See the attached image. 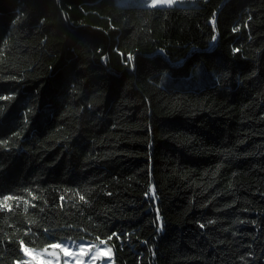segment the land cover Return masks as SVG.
<instances>
[{
	"label": "trees",
	"instance_id": "obj_1",
	"mask_svg": "<svg viewBox=\"0 0 264 264\" xmlns=\"http://www.w3.org/2000/svg\"><path fill=\"white\" fill-rule=\"evenodd\" d=\"M59 199L149 264H264V0H0V264Z\"/></svg>",
	"mask_w": 264,
	"mask_h": 264
},
{
	"label": "rangeland",
	"instance_id": "obj_2",
	"mask_svg": "<svg viewBox=\"0 0 264 264\" xmlns=\"http://www.w3.org/2000/svg\"><path fill=\"white\" fill-rule=\"evenodd\" d=\"M121 3L152 6L191 5L196 0H119ZM46 208L41 220L31 226L22 243L31 252L23 260L32 264H149L146 239L151 231L107 234L87 216L86 208L71 201L59 199ZM112 237L109 239V237ZM101 240L105 243H101ZM61 243L67 250L53 249L51 244ZM83 245L87 255L80 251ZM47 249V252H45ZM111 249V252H108ZM75 252V256L72 253ZM93 257H96L93 259Z\"/></svg>",
	"mask_w": 264,
	"mask_h": 264
},
{
	"label": "snow or ice",
	"instance_id": "obj_3",
	"mask_svg": "<svg viewBox=\"0 0 264 264\" xmlns=\"http://www.w3.org/2000/svg\"><path fill=\"white\" fill-rule=\"evenodd\" d=\"M169 2H170V0H169ZM153 3H155V0H153ZM148 6H152V4H149ZM213 39H215V37ZM131 59H132V57L129 56L128 60L130 61ZM5 199H9V197H5ZM112 235L116 236V238H119L118 234L113 233ZM111 238L112 237L110 236L109 239H111ZM101 243L103 244V243H105V241L101 240ZM50 247L53 248V249L59 248L61 251H66L67 250V248L64 245H62L61 243L51 244ZM22 248H23V252H24L25 256H28L30 254L31 250L28 247H24L23 243H22ZM80 251L84 252L85 255H87V251H86V249H85V247L83 245L80 246ZM45 252H47V249H45ZM108 252L110 253L111 249H108ZM72 255L75 256V252H73ZM95 258L96 257H93V259H95ZM21 264H32V261L31 260H23L21 262ZM48 264H51V261H49Z\"/></svg>",
	"mask_w": 264,
	"mask_h": 264
}]
</instances>
